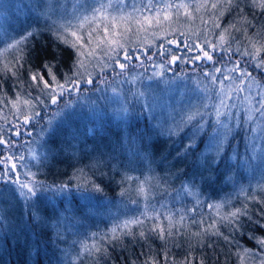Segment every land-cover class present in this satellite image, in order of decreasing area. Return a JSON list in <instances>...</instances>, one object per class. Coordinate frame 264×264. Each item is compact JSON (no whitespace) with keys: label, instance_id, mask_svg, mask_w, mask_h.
<instances>
[{"label":"snow or ice","instance_id":"1","mask_svg":"<svg viewBox=\"0 0 264 264\" xmlns=\"http://www.w3.org/2000/svg\"><path fill=\"white\" fill-rule=\"evenodd\" d=\"M243 2L250 9L258 11L245 13L240 7L241 0H141L139 4L132 3L130 11H126L129 7L128 0H76L72 5V16L77 23L73 25L69 21L54 30L50 29L56 49L48 51V46H45L43 58L35 46L29 47V42L40 34L39 29L25 30L19 38H14L7 44L3 51L15 50L17 55L12 61L3 64L0 71L4 75L18 80L34 53L40 62L38 69L28 71L25 82L35 95L31 91L22 93L19 89L24 85L21 84L17 86L15 99L9 98L7 94L0 97V195L7 191L17 198L18 204L27 208L28 219L24 220L22 213L21 230L32 232L34 238L31 243L25 241L29 249L35 248L39 255L40 245L48 243L43 240L46 235L42 230L45 220L37 202L45 204L46 209H50L59 221L64 214L80 212L87 215L85 209L96 198L94 194L104 192L102 184L87 177L82 169L68 181L59 184H49L38 179L37 173L28 169L26 161L29 156L34 160L46 157L38 156L32 149V144L36 143L37 138L47 144L44 137L54 135L70 119L73 106L80 105L81 100H87L95 113V101L91 96H84V93H100L97 99L119 103L117 118L126 121L129 114L127 97L120 89L112 87V82L134 85L141 81L148 67L153 69L152 74L147 77L149 80L163 79L165 72L171 71V66L178 61L192 64L193 70H199V76L202 77V80L196 81L194 88L195 92L200 93V102L189 103L186 108H182L172 117L173 127L167 130L169 138L175 135L187 141L178 152V157L186 159L191 154L194 157L193 163L203 160L208 170L213 167L219 169L221 163H224L227 175L231 171L227 161L233 158L229 152H236L237 158H240L233 148V142L238 141L243 142L245 149L241 159L243 165L252 167L251 160H259L264 165V22L257 19L258 15L264 16V0ZM233 9L239 16V21L222 27L220 18ZM204 15L208 18L205 19ZM181 16L187 20L199 16L203 27L195 29L189 36L173 29L171 35L176 38L169 39L165 36V43L159 45L162 50L159 54L164 56L168 51L165 44H175L177 47L182 46L187 52H195L194 55L187 58L171 55L170 59L159 64L153 62L145 65V61L135 55V49L129 51L125 39L133 32L132 24L136 25L135 31L138 33L148 31L154 25L158 29L165 24L170 26ZM102 21L110 23L103 24V34L100 35L97 22ZM118 22L125 24L123 31L110 32V28L117 29ZM85 24L90 29L86 34L82 31ZM152 35L157 34L152 32ZM69 36L72 40H69ZM193 36L194 39L191 38ZM60 45L75 50L69 72L63 74L57 67ZM145 57L152 60L147 52ZM134 61L139 62L144 72L131 74L136 67ZM180 78L179 75L176 76V79ZM109 88L112 96L107 95ZM128 91L131 92V88ZM131 94L137 101L145 96L139 90ZM37 125L40 128L34 135ZM151 131V127L138 130L136 139L150 142L148 133ZM95 132V129H88L85 135ZM79 138V135L73 133V140ZM125 179L131 181L134 178L128 176ZM194 187V180L187 187L182 185V189L189 192ZM258 188L264 191V187L258 185ZM137 191L146 201L140 215L115 224L107 233H93L90 244H81L84 254L103 257L110 247L114 248L128 239L137 243L147 242L149 236L154 235L166 245L169 239L181 236L186 240L187 251L178 264H208V257L203 250L215 248L214 238H222L229 245L233 243L232 233L225 235L220 230L221 226L228 225L235 232L241 227V218H247L251 223L264 228L259 220H253L247 204L232 207L222 214L221 209L225 207L223 203H208L206 206L209 212L215 213V216L210 215L206 220L200 214V219L197 220L200 201L192 208L184 209L183 213L162 212L148 202L150 190L145 189L144 182L140 183ZM241 192L245 193L247 201L264 205V199L255 192L249 193L243 188ZM120 194L124 195V192L121 191ZM258 215L264 218V207L258 210ZM186 218L192 225H198V230L185 229ZM146 221H151L149 227H145ZM3 222L4 218L0 217V226ZM250 238L256 239L261 247L259 252L244 249L246 256L255 257L259 264H264V238ZM56 239H59V234ZM51 243L55 244V240ZM197 252L200 254L197 255ZM143 264L177 262L175 258L169 257V251L165 249L160 253L159 259L147 255Z\"/></svg>","mask_w":264,"mask_h":264},{"label":"trees","instance_id":"2","mask_svg":"<svg viewBox=\"0 0 264 264\" xmlns=\"http://www.w3.org/2000/svg\"><path fill=\"white\" fill-rule=\"evenodd\" d=\"M240 7L245 13L258 11L250 9L243 0H241ZM249 18H251L250 15ZM257 19L264 22V16L258 15ZM235 21H239L235 9L220 18L222 27H227ZM39 32L40 34L29 42V47L35 46L36 51L43 58L45 46H48V51H52L56 49V45L53 43L51 32L41 29ZM235 34L239 35V33ZM74 51L66 45H60L57 67L61 74L69 72ZM16 55L15 50H10L5 62L12 61ZM173 55H177L176 52ZM5 62L0 63V69L3 68ZM39 63L34 53L30 64L22 70L18 80L0 71V85H2L0 97L7 94L9 98L15 99L17 86L21 84L24 85L19 89L22 93L31 91L35 95L36 93L28 88L25 82L28 71L38 69ZM84 95L91 96L95 101V113L89 106V102L74 105L70 119L67 120V123L76 125L73 126L74 130L69 125L63 124L54 135L44 137L48 141L47 144L37 138L39 141L38 156L46 157V159L36 160L38 166L31 164L30 170L37 173V178L46 183L59 184L68 181L74 173L78 174L80 168L87 177L94 178L97 183H101L104 192L94 194L96 198L85 209L87 215L80 212L64 214L68 218L61 216L59 221L50 209H46L45 204L37 202L41 216L45 220L42 230L46 235L43 240L48 242L40 245L39 255L36 254L35 248L29 249L25 243L27 240L30 244L34 237L31 231L21 230L22 213L24 220L28 217L27 208L19 204L18 233L22 239L6 230L4 220L3 225L0 226V264H133V261L135 264H143L147 255L159 259L160 253L165 249L169 251V257L175 258L178 264L187 251L186 240L181 236L169 239L166 245L154 235H150L147 242L137 243L128 239L114 248L110 247L109 252L103 257H98L96 254L86 255L80 251L82 243L92 242L93 233L109 231L103 219L107 205H116V201H120L119 205H124L133 201L138 202L140 199L137 188L143 176L140 178L141 181L140 179L128 181L125 179L128 177V172H137V177L142 174V170L148 172L150 176H144V183L154 179L160 187L159 191L153 195L155 199L162 196L168 197L182 185H189L194 180L195 187L192 190L201 202V206L198 207L197 220L200 219V214L206 220L210 215L215 216V213L209 212L206 206L208 203H223L225 207L221 209L222 214L232 207H242L247 204L253 220H259L261 224H264V218L258 215V210L264 205L247 201L245 193L241 192L243 188L246 192H255L261 199H264V191L258 188V185L264 187V179L256 181L248 167L241 163L245 151L243 142H233V148L237 150L240 158H237L236 152H229L233 158L227 161L231 168L227 175H225L224 163H221L219 169L213 167L208 170L203 160L193 163L194 157L191 154L186 159L182 156L178 157V152L183 149L187 141L175 135L169 138L168 135L161 134L155 123H152V117L149 118L147 112L145 113L146 110L144 111L138 101L133 99L128 101L129 114L127 120L124 121L117 118L106 100L97 99L99 95L92 93H84ZM101 113L103 115H100ZM149 127L153 129L148 133L150 142H141L136 139L138 130ZM39 128L40 125H37L34 135ZM88 129H95L96 132L85 135ZM73 133L79 135L81 139L78 141L79 147L76 148L77 156H74L73 152ZM127 164H132V166H127ZM121 191L124 195L120 194ZM15 201L17 203V200ZM187 208L189 207L185 209ZM176 212L178 211L175 210L174 213ZM8 219L11 218L8 217ZM166 223L165 221V225ZM150 224L151 221H146L145 227H149ZM184 228L196 231L198 225H192L186 218ZM220 230L225 235L232 233L233 243L229 245L222 238H214L215 248L203 250L208 257V264L258 263L255 257L246 256L244 249L259 252L261 246L257 244L256 239L250 237L264 238V228H261L259 224L251 223L247 218H241V227L238 231L233 232L228 225L221 226ZM57 234H59V239H56ZM52 240H55V244L51 243ZM141 253L146 255H141ZM199 254L197 252V255Z\"/></svg>","mask_w":264,"mask_h":264},{"label":"rangeland","instance_id":"3","mask_svg":"<svg viewBox=\"0 0 264 264\" xmlns=\"http://www.w3.org/2000/svg\"><path fill=\"white\" fill-rule=\"evenodd\" d=\"M75 2L76 0H0V63L7 60L10 51L4 52L3 49L6 48L7 44L10 43L12 39L19 38V36L23 34L25 30L41 29L45 31L48 30L50 32V29L54 30L55 27L63 25L69 21L75 25L77 21L73 19L72 16V5ZM140 2L141 0H128L129 7L126 9V11L131 10L132 3L139 4ZM204 18L207 19V15H204ZM104 23L110 22H97V24H99L97 31L100 35L103 34L102 27ZM93 27H97V25H93ZM124 27L125 24L118 22L117 29L110 28V32H122ZM131 27L133 28V32L127 35L125 39L126 46L130 52L135 49V55H139L141 59L145 61V65H149L153 62L159 64L167 59H170L174 52H176L177 56L185 58L194 55L195 52H187L182 46L177 47L175 44H165V48L168 49V51L164 56H161L159 53L162 50L159 48V45L165 43V36H167L169 39L176 38V36L171 35L173 29L182 31L186 34V36H189L190 32H194L197 28H202L203 25H201L199 16L193 20H187L181 16L170 26L165 24L163 28L159 29L154 25L148 31H141L137 33L135 31L136 25L132 24ZM89 30V26L85 24V27L82 31L86 34ZM152 32H156L157 35L153 36ZM191 38L193 39V37ZM69 40H72L71 36H69ZM145 52H147L149 56H152L151 61L146 59ZM134 64L136 67L132 70V75L144 72V68L140 67L139 62L134 61ZM171 67L172 70L165 72L163 79H147V77L153 72V69L148 67V71L142 77L141 81H138L134 85L120 84L115 81L112 82V87L120 89L122 94L127 97V101L130 99L136 100L133 98L131 92L139 90L145 93V96L140 98L138 102L142 105L144 111L146 110L145 113L147 112L149 118L151 119L152 117V123L154 122L157 129L165 136L168 135L167 130L173 127V116L179 113L182 108H186L189 103L197 104L200 102V93L195 92L194 88L196 87V81L198 79L202 80V77L199 76V70L194 71L192 64H186L183 63V61H178L176 65H172ZM177 75H179L181 78L176 79ZM117 79L119 80L122 78ZM129 88H131V92L128 91ZM97 95L101 94L97 93ZM107 95L112 96L111 88H109ZM87 102V100H81L80 104H85ZM108 104L116 114V110L119 109L120 104L115 102H108ZM148 105L151 107H148ZM0 123H2V121H0ZM65 124L69 125L72 130H74L73 126H76L74 123L66 122ZM79 139L72 141L73 152L75 153L74 156H77L76 148L79 147ZM38 144L39 141L37 140L36 143L32 144L31 146L37 155L39 154ZM35 161L36 160L31 159L29 156L28 160L26 161L28 169H30L31 164H36V166H38V163ZM250 164L252 167H248V169L255 180L258 181L262 178L264 179V165H261L259 160H251ZM130 165L132 166V164H127V166ZM78 170L81 169L79 168ZM137 174V172L127 173V175L133 177V180L135 181L139 180L143 176L141 178L142 182H144V176H150L148 172L143 170L140 176L137 177ZM144 186L146 190H150L148 202L158 211H170L174 213L176 210L180 213H183V210L187 206L191 208L193 204H196V202L199 201L192 189L190 192L185 191L182 189V186L172 195H170L171 197L162 196L157 199L153 197V195L159 191L158 188H160L157 182L152 179L149 180V182L144 183ZM183 186L187 187V185ZM10 196L12 195L7 191H5L3 195H0V217H3L5 220L4 224L6 230L13 233L15 237L18 236L20 239H22L18 233V223L20 219L19 204H17L15 201L17 198H12ZM116 202V205L109 204L104 210L105 213L103 214V219L106 221L109 229H111L115 224L126 219L139 216L141 211L144 210L146 203L145 199L141 195L140 199L136 203L131 202L129 204L119 205L120 201ZM161 205H164V207L161 208ZM8 217L11 219L9 220ZM80 251H82L81 247ZM256 264H259V262Z\"/></svg>","mask_w":264,"mask_h":264}]
</instances>
